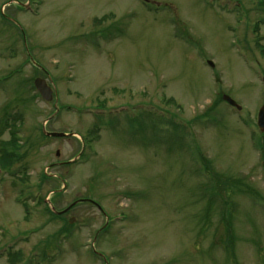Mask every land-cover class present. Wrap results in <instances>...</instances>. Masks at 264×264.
I'll return each instance as SVG.
<instances>
[{
	"label": "rangeland",
	"instance_id": "rangeland-1",
	"mask_svg": "<svg viewBox=\"0 0 264 264\" xmlns=\"http://www.w3.org/2000/svg\"><path fill=\"white\" fill-rule=\"evenodd\" d=\"M260 7L0 0V264H264Z\"/></svg>",
	"mask_w": 264,
	"mask_h": 264
},
{
	"label": "water",
	"instance_id": "water-1",
	"mask_svg": "<svg viewBox=\"0 0 264 264\" xmlns=\"http://www.w3.org/2000/svg\"><path fill=\"white\" fill-rule=\"evenodd\" d=\"M210 64L213 66V63L210 62ZM34 86L44 100H47V101L53 100L54 90L48 85L47 81L41 78H36L34 81ZM224 99L228 101L231 105L236 106L238 109H241V107L236 103V101L233 100L230 96L224 95ZM258 126L260 127L261 130H264V106L260 109L258 113ZM43 132L45 135L50 136V137H63V136H68V135H72V136L74 135L73 133L67 134V133H62V132H49L45 129V127L43 128ZM71 206H73V204L70 205L67 209H65V211L69 210ZM97 206L98 208H101L99 205Z\"/></svg>",
	"mask_w": 264,
	"mask_h": 264
},
{
	"label": "trees",
	"instance_id": "trees-1",
	"mask_svg": "<svg viewBox=\"0 0 264 264\" xmlns=\"http://www.w3.org/2000/svg\"><path fill=\"white\" fill-rule=\"evenodd\" d=\"M208 116V117H207ZM202 118L204 117H207V118H205V119H208V118H212V114L209 112V114H204V115H202L201 116ZM14 119V118H13ZM9 121H10V119H6L3 123H1V119H0V127L1 128H7L8 126H9ZM173 123H175L174 121H173ZM174 125V127H178V125H176V124H173ZM14 127H15V130H17V127L14 125ZM98 130H99V128H98V126L96 127V130L94 131V133H98ZM18 132H16V131H14V130H12L11 129V134H12V139H9L8 141H7V144H9V146L10 147H4L3 148V151L2 152H4V156H3V161H2V163H4L5 164V166L6 167H4L3 165V167L4 168H9L10 166H11V161H13L14 159H15V157H17V152H16V149L17 148H19V147H21V144H19L18 143V141H17V139H16V137H15V135L17 134ZM13 135H14V138H13ZM94 135V134H93ZM89 139V138H88ZM198 150V149H197ZM200 156V155H199ZM198 159H201L202 161H204L203 160V158L202 157H199ZM206 170L208 171L209 169L208 168H206ZM24 204H26V203H24ZM70 226H72L70 223H69V221L67 222V227H70ZM66 230V229H65Z\"/></svg>",
	"mask_w": 264,
	"mask_h": 264
},
{
	"label": "flooded vegetation",
	"instance_id": "flooded-vegetation-1",
	"mask_svg": "<svg viewBox=\"0 0 264 264\" xmlns=\"http://www.w3.org/2000/svg\"><path fill=\"white\" fill-rule=\"evenodd\" d=\"M236 6H239V4H236ZM260 10L262 11V14H261L260 18H258V20L254 23V27H253V32L256 34H258V32H259L260 26L264 24V7H260ZM247 16H248V14H247ZM261 38H262L261 36H258L256 42L258 43L261 54H264V46L260 45V43L262 41V40H260ZM82 201H84V200H81L79 202H82ZM79 202H77V203H79Z\"/></svg>",
	"mask_w": 264,
	"mask_h": 264
}]
</instances>
